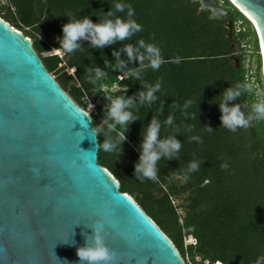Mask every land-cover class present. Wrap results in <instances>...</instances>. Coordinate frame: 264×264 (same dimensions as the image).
I'll list each match as a JSON object with an SVG mask.
<instances>
[{"label":"trees","instance_id":"obj_1","mask_svg":"<svg viewBox=\"0 0 264 264\" xmlns=\"http://www.w3.org/2000/svg\"><path fill=\"white\" fill-rule=\"evenodd\" d=\"M8 1L15 12H5L6 6L0 0V16L26 36L35 37L34 47L49 72L80 107L88 111L85 97L92 98L103 116L107 101L101 93H93L85 69L103 68L107 59L115 63L112 51L123 43L117 41L103 49H94L82 41V48L67 54L65 60L58 55L43 54L59 49L57 37L62 35V25L69 20L67 15L74 19L89 16L98 22L116 2L130 4L135 12L133 19L142 26V31L124 43L136 44L143 39L160 48L165 63L157 71L146 69L143 81L153 85L159 81L161 89L151 106L137 104L129 109L138 119L128 125L126 139L116 151L99 152V163L120 181L121 191L134 197L174 242L186 264H255L258 257L264 256V121L231 132L221 126L218 103L225 88L252 81V77L264 89L258 34L241 11L229 0H223L231 10L226 19L211 18L210 10H201L200 2L192 0ZM116 15L127 18L126 11ZM230 19L242 22L239 32L234 28L232 38L228 37L225 26ZM248 49L259 60L252 76L245 66ZM177 56L181 62L171 63ZM138 66V61L129 65ZM105 71L107 75L100 84L118 82L128 89L125 93L128 96L142 90L140 81L120 80L118 71ZM123 94L118 91L113 96ZM99 98L101 101L97 103ZM255 99L254 95L245 94L230 104L241 103L242 111L247 114L249 108L243 106H250ZM189 100L190 107L184 109ZM169 114L174 116V126L164 124ZM92 117L94 124H99L100 117L96 114ZM152 117L161 122L160 138L176 135L182 147L179 159L158 161L157 181H141L134 176V166ZM209 126L212 131L208 130ZM118 130L124 131L119 126ZM192 136H199L202 142L191 140ZM103 139L101 134L99 142ZM193 160L201 162L200 167L186 177L187 166ZM224 163L229 166L226 170L221 167ZM179 208L183 210L182 216ZM188 236L195 239L193 243L185 244Z\"/></svg>","mask_w":264,"mask_h":264},{"label":"water","instance_id":"obj_2","mask_svg":"<svg viewBox=\"0 0 264 264\" xmlns=\"http://www.w3.org/2000/svg\"><path fill=\"white\" fill-rule=\"evenodd\" d=\"M192 1L213 19L231 15L222 0ZM229 1L255 26L264 79V0ZM225 26L232 38L234 20ZM93 126L34 41L0 16V264H79L77 248L97 223L113 254L106 264H186L99 163Z\"/></svg>","mask_w":264,"mask_h":264},{"label":"clouds","instance_id":"obj_3","mask_svg":"<svg viewBox=\"0 0 264 264\" xmlns=\"http://www.w3.org/2000/svg\"><path fill=\"white\" fill-rule=\"evenodd\" d=\"M126 19L119 17L116 13H125ZM135 15L134 9L130 4L116 2L113 8H109L104 12L103 20L93 22L89 16H84L80 19L71 18L70 15L67 23L62 25V35L57 37L59 49L63 54H72L76 50L82 48V41H87L91 48L103 49L105 46L116 44L117 41L123 43L122 47L115 48L112 51V56L115 58V63L108 59L104 61V67L94 66L93 68L85 69L86 80L93 85V93L104 92V99L107 103L104 104V116L99 124L91 127L96 143V153L99 151L114 152L122 145L126 139L125 131L128 125L138 119L129 109L140 106H151L157 101L156 93L161 89V83L157 81L154 85L143 81V72L146 69L153 71L159 70L160 66L165 63L161 55L160 48L153 43H146L140 39L136 44L124 43L130 40L136 33L142 31V26L133 19ZM123 54V55H122ZM123 57H126L124 59ZM138 67H129L133 62H137ZM171 63L179 64L181 57L177 56L170 61ZM105 69H112L119 72V79L134 78L140 81L142 90L128 96L125 93L127 88L118 89L115 85L109 90L106 85L101 82L107 75ZM122 91L123 95L113 96L111 93ZM245 94L255 96V101L248 107L247 114L242 111L241 103H232L237 101ZM222 99L218 101L221 112V126L231 132H236L237 129H248L253 126L254 122L264 121V89H261L254 81L245 80L238 82L225 88L222 92ZM192 101H187L183 108L190 107ZM163 111V106H161ZM187 116V113H185ZM166 126H174V116L169 114L164 121ZM123 128L124 131H119ZM161 122L156 118L150 120L146 125L144 135L142 136L139 145V158L134 166V176L143 181L145 179L157 181L158 168L157 164L163 158L167 160L179 159V152L182 147L181 140L176 138V135H170L166 138H160ZM191 131L190 127L186 128ZM209 131L213 129L209 126ZM178 131V130H177ZM113 133H116L113 136ZM104 139L99 142L100 135ZM196 142H202L199 136L190 138ZM199 161H191L185 171V176L197 171L200 167ZM223 169L229 166L227 163L221 165ZM103 224L97 223L92 228V234L86 235L85 244L77 248V256L79 264H106L113 259V254L105 245L102 231ZM255 264H264V256L256 259Z\"/></svg>","mask_w":264,"mask_h":264},{"label":"rangeland","instance_id":"obj_4","mask_svg":"<svg viewBox=\"0 0 264 264\" xmlns=\"http://www.w3.org/2000/svg\"><path fill=\"white\" fill-rule=\"evenodd\" d=\"M222 1H223V0H222ZM1 4H2L3 6H6V8L4 9L5 12H15V10H16L15 7L12 6V5L9 3L8 0H1ZM31 39L34 41L35 37H33V38H31ZM49 54H54L53 50H52L51 53H44L43 55H44V56H47V55H49ZM236 54H237V53H236ZM233 57H237V55H234ZM235 61H236V63H237L238 65L240 64V60L237 59V60H235ZM257 65H259L258 57L255 56V55L253 54V52H250V51H249V52L247 53V56H246L245 66H246V67H249L250 69H252V70L254 71L255 68H257ZM261 65H262V58H261ZM70 72H72V71L70 70ZM85 101L88 103V112H89L91 115H92V114H96V115L99 116L100 119L102 120V119H103V112L98 110V107L95 106L93 99H92V98H89V97H85ZM97 103H100V102L98 101ZM176 181H177L178 183L181 182V180H180L179 178H177ZM175 203L178 204V200H175ZM179 210H181V211L183 212V210H182L181 208H179ZM182 220H183V217H182ZM182 220H180L181 223L184 222V220H183V222H182ZM194 240H195V239H194L193 237L188 236V237L185 238V244L193 243ZM197 259L199 260V258H197Z\"/></svg>","mask_w":264,"mask_h":264},{"label":"built area","instance_id":"obj_5","mask_svg":"<svg viewBox=\"0 0 264 264\" xmlns=\"http://www.w3.org/2000/svg\"><path fill=\"white\" fill-rule=\"evenodd\" d=\"M234 28L239 32L240 30H241V28H242V22H234ZM250 50L248 49V51L247 52H249ZM53 52H54V54L53 55H58L61 59H63V60H65V58H66V54H63L61 51H60V49H54L53 48ZM250 52H252V51H250ZM250 69V68H249ZM255 70H256V68H255ZM255 70L253 71L252 69H250V74L249 75H253L254 74V72H255ZM255 80V78L254 77H252V81H254ZM103 85H106L107 86V88L110 90L112 87H113V85H115L118 89H124L125 87H122L118 82H114V83H112V84H108V83H104ZM119 91V90H118ZM118 91H116V92H114V93H111L112 95H114L115 93H117ZM104 95V92H101V96H103ZM101 98V97H100ZM98 99V101L100 102L101 101V99ZM175 203V202H174ZM178 212H179V214H181V216L183 215V212L181 211V210H179L178 209ZM180 220H182V217H181V219ZM182 222H183V220H182Z\"/></svg>","mask_w":264,"mask_h":264},{"label":"snow or ice","instance_id":"obj_6","mask_svg":"<svg viewBox=\"0 0 264 264\" xmlns=\"http://www.w3.org/2000/svg\"><path fill=\"white\" fill-rule=\"evenodd\" d=\"M255 23V21H253Z\"/></svg>","mask_w":264,"mask_h":264},{"label":"flooded vegetation","instance_id":"obj_7","mask_svg":"<svg viewBox=\"0 0 264 264\" xmlns=\"http://www.w3.org/2000/svg\"><path fill=\"white\" fill-rule=\"evenodd\" d=\"M235 27V26H234Z\"/></svg>","mask_w":264,"mask_h":264}]
</instances>
